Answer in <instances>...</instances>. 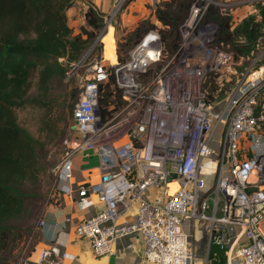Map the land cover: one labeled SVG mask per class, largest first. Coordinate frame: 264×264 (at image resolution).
<instances>
[{"label":"built area","instance_id":"1","mask_svg":"<svg viewBox=\"0 0 264 264\" xmlns=\"http://www.w3.org/2000/svg\"><path fill=\"white\" fill-rule=\"evenodd\" d=\"M95 1L103 4L95 9ZM198 1L180 26L173 54L164 53L158 28H152L120 61L118 15L136 0H89L87 7L102 17L100 55L86 69L73 109L71 129L78 140L54 171L56 188L70 193L74 153L97 157L99 179L78 194L95 195L102 208L75 225L95 256L110 255L116 240L136 234L145 264H193L183 228L191 218L207 229L212 243L227 248L226 264H264V46L247 58L220 99L209 100L206 88L211 74L222 87L221 71L234 62L218 41V23L207 18L209 8L216 7L233 30L251 16L260 22L262 0ZM110 28L115 62L104 57ZM82 64H70L67 75ZM152 67L150 78L141 77ZM108 70L125 101L112 113L100 107L98 94ZM247 187L256 190L247 193ZM127 198L136 202L133 220L124 216ZM35 260L65 264L50 247Z\"/></svg>","mask_w":264,"mask_h":264},{"label":"trees","instance_id":"2","mask_svg":"<svg viewBox=\"0 0 264 264\" xmlns=\"http://www.w3.org/2000/svg\"><path fill=\"white\" fill-rule=\"evenodd\" d=\"M192 1L164 0L159 4L154 14L156 22L140 20L121 36L116 46L119 60H124L152 28H158L164 53L173 54ZM73 4L74 0H0V264H14L25 231L33 233L35 228L32 220L38 213L36 200L41 197L36 185L47 168L42 139L47 144L64 135L58 127L65 118L64 109L66 121L72 124L79 90L71 94L68 103L60 102L54 89L63 86L69 65L81 60L102 26L99 12L87 7L86 26L73 34L67 16ZM259 15L260 22L251 16L230 30L220 11L209 8L207 18L218 23V41L233 53L234 61H248L264 46V0ZM153 72L152 67L141 77L148 79ZM217 78V74H211L207 80L209 100L220 99L230 88L224 81L220 87ZM32 88L34 93L30 92ZM98 94L106 113L119 110L125 103L112 70L98 81ZM26 107L42 110L38 136L19 124L17 111Z\"/></svg>","mask_w":264,"mask_h":264},{"label":"crops","instance_id":"3","mask_svg":"<svg viewBox=\"0 0 264 264\" xmlns=\"http://www.w3.org/2000/svg\"><path fill=\"white\" fill-rule=\"evenodd\" d=\"M70 13L71 16L77 14L72 7L68 10L67 16H70ZM82 13V20L85 21L84 11ZM77 18L79 19V16ZM75 144L76 142L70 147ZM97 165V157L92 153L81 151L74 153L69 181L71 192L54 187L35 222L33 244L22 257L20 264H37L36 256L44 247H50L53 256L65 264H145L142 257L143 242L136 234L116 240L110 255L98 257L90 251L88 240L75 233V225L78 222L94 215L102 208L95 195L78 194L81 186L99 179ZM126 204L128 208L124 216L133 220L136 202L127 198ZM195 222L189 218L183 224L184 230L190 234L193 264H226L229 257L227 248H220L212 243L207 229Z\"/></svg>","mask_w":264,"mask_h":264},{"label":"rangeland","instance_id":"4","mask_svg":"<svg viewBox=\"0 0 264 264\" xmlns=\"http://www.w3.org/2000/svg\"><path fill=\"white\" fill-rule=\"evenodd\" d=\"M163 1L164 0H142L139 2L137 0L134 6L124 8L123 11L118 15L117 24L114 31V41L116 46L121 36L125 32L133 29V27L137 24L138 21L147 20L150 22H156V18L154 15L155 9ZM196 1L197 0H193L190 4V7ZM88 3L89 0H74L72 8H75V12H77L76 15L79 16V19L76 15L71 16V13L70 16H68V22L70 27L72 28L73 34H77L78 32H80L81 27L86 26V21L82 20V12L86 9ZM93 6L96 9V7L100 6V1L93 2ZM189 9L187 11L188 13ZM157 24L160 27L162 26L161 23ZM100 49V43L95 40L90 46H88L81 58L84 64L78 67L75 72L72 73L69 71L68 75L66 73L63 86L56 87L54 89V95L58 97V100L60 102L67 100L66 102L69 103L71 101V94L75 90L80 91L82 79L84 75H86V69L90 68L88 66L91 65L95 58H98V56L100 55ZM261 50H263L262 46H260L259 52ZM60 60L64 61L62 58ZM106 63L108 64L109 62ZM247 64L248 61L246 59H239L238 61H234L233 63H231L229 67L227 66V68L223 69L221 71V74L223 75L222 77L226 79V81L224 82L231 86L234 83L235 79L240 75V72L247 66ZM230 71L236 72L233 73ZM30 92L34 93V89L32 88ZM41 114L42 110L35 107H26L17 111L19 124L26 128L34 136L39 135L38 128L40 126ZM63 116L65 118L58 122V127L60 128L61 132H64V135L60 138H55L54 141L49 142L47 144L46 140H44V138L42 139L43 141H45L46 155L44 159V164H46L47 168L45 172H42L40 174L39 182L36 185V189L41 195V197L40 199L36 200L38 207H36L35 211H38V213L34 220H32L33 223L37 221L39 214L44 204L46 203V200L50 198V194L56 186L58 176L57 171H54V168L58 166L60 160L64 157V154L66 153L68 147H70L78 140L76 133H74L71 129L70 122L66 121V119L68 118L67 109H64ZM33 233L31 232L27 234L25 231L23 236V242L20 244L18 250L15 252L16 257L13 259L14 264H20L22 257L30 249L34 241Z\"/></svg>","mask_w":264,"mask_h":264},{"label":"bare ground","instance_id":"5","mask_svg":"<svg viewBox=\"0 0 264 264\" xmlns=\"http://www.w3.org/2000/svg\"><path fill=\"white\" fill-rule=\"evenodd\" d=\"M111 33H112V28L109 29V33L103 39L105 41L104 57L105 59H108L111 62H115L114 44L112 41Z\"/></svg>","mask_w":264,"mask_h":264},{"label":"water","instance_id":"6","mask_svg":"<svg viewBox=\"0 0 264 264\" xmlns=\"http://www.w3.org/2000/svg\"><path fill=\"white\" fill-rule=\"evenodd\" d=\"M254 190H256V189L253 188V187H247V188L245 189V191H246L247 193H250V192H252V191H254Z\"/></svg>","mask_w":264,"mask_h":264}]
</instances>
